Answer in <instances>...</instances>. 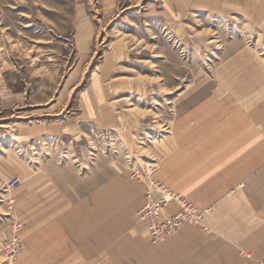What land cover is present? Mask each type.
<instances>
[{
    "label": "rangeland",
    "instance_id": "1",
    "mask_svg": "<svg viewBox=\"0 0 264 264\" xmlns=\"http://www.w3.org/2000/svg\"><path fill=\"white\" fill-rule=\"evenodd\" d=\"M263 86L264 0H0V264L14 220L11 264H78L63 222L81 197L145 188L177 109H254ZM210 232L139 233L150 264L261 261L209 251Z\"/></svg>",
    "mask_w": 264,
    "mask_h": 264
},
{
    "label": "crops",
    "instance_id": "2",
    "mask_svg": "<svg viewBox=\"0 0 264 264\" xmlns=\"http://www.w3.org/2000/svg\"><path fill=\"white\" fill-rule=\"evenodd\" d=\"M259 103L254 109H177L155 173L200 208H211L209 251L233 256L238 250L253 260H264V99ZM139 184L130 183V197L122 189L97 188L89 202L81 197L75 203V217L72 211L64 217L65 240L78 264H99L101 258L107 259L103 264H128L126 258L151 263L150 244L139 233L145 223L136 218L144 190ZM89 208L95 211L90 217ZM186 226L197 228L180 229ZM125 229L132 233L120 239ZM72 263L63 256V264Z\"/></svg>",
    "mask_w": 264,
    "mask_h": 264
},
{
    "label": "built area",
    "instance_id": "3",
    "mask_svg": "<svg viewBox=\"0 0 264 264\" xmlns=\"http://www.w3.org/2000/svg\"><path fill=\"white\" fill-rule=\"evenodd\" d=\"M147 170L149 177L144 188L143 202L136 216L145 223L148 242L155 245L173 235L184 225L198 226L203 231H208L206 220L211 208H200L184 195L160 181L155 175L156 165L148 166ZM132 175L138 177L141 174L135 171ZM19 183L18 177L12 178L7 182V188L14 189ZM21 229L22 223L14 220L12 224L14 237L4 245L6 259L10 264L15 261L21 250L17 234ZM257 264H264V260L258 261Z\"/></svg>",
    "mask_w": 264,
    "mask_h": 264
}]
</instances>
